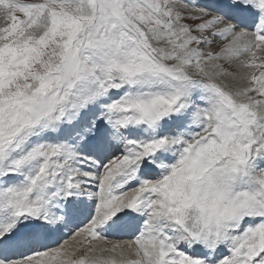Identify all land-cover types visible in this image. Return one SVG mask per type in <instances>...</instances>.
I'll list each match as a JSON object with an SVG mask.
<instances>
[{
  "label": "snow or ice",
  "instance_id": "1",
  "mask_svg": "<svg viewBox=\"0 0 264 264\" xmlns=\"http://www.w3.org/2000/svg\"><path fill=\"white\" fill-rule=\"evenodd\" d=\"M0 264H264V0H0Z\"/></svg>",
  "mask_w": 264,
  "mask_h": 264
},
{
  "label": "bare ground",
  "instance_id": "2",
  "mask_svg": "<svg viewBox=\"0 0 264 264\" xmlns=\"http://www.w3.org/2000/svg\"><path fill=\"white\" fill-rule=\"evenodd\" d=\"M111 238H114V239H128L129 237H127V236H111Z\"/></svg>",
  "mask_w": 264,
  "mask_h": 264
},
{
  "label": "rangeland",
  "instance_id": "3",
  "mask_svg": "<svg viewBox=\"0 0 264 264\" xmlns=\"http://www.w3.org/2000/svg\"><path fill=\"white\" fill-rule=\"evenodd\" d=\"M109 238L115 240L114 238H111V237H109Z\"/></svg>",
  "mask_w": 264,
  "mask_h": 264
}]
</instances>
